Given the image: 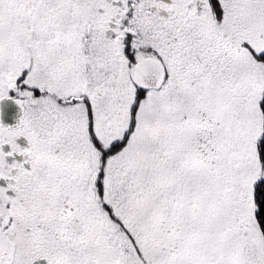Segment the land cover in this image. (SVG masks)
<instances>
[{
  "label": "snow or ice",
  "instance_id": "obj_1",
  "mask_svg": "<svg viewBox=\"0 0 264 264\" xmlns=\"http://www.w3.org/2000/svg\"><path fill=\"white\" fill-rule=\"evenodd\" d=\"M0 264H264V0H0Z\"/></svg>",
  "mask_w": 264,
  "mask_h": 264
}]
</instances>
